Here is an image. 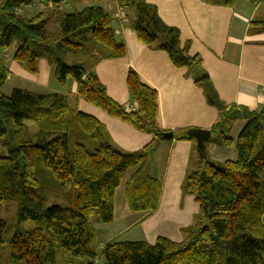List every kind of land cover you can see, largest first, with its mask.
Instances as JSON below:
<instances>
[{
	"label": "trees",
	"instance_id": "trees-1",
	"mask_svg": "<svg viewBox=\"0 0 264 264\" xmlns=\"http://www.w3.org/2000/svg\"><path fill=\"white\" fill-rule=\"evenodd\" d=\"M47 1L50 9L28 18L19 10L31 5L30 0H0V49L15 45L12 59L33 75L39 60L45 59L59 85L73 80L77 98L152 139L135 151H123L101 122L70 108L65 94L17 87L8 95L0 92V203L13 204L15 220H0V243H8L10 258L23 264H264V104L259 109L226 105L202 71L200 56L190 54L179 30L144 0L114 1L130 12L128 25L139 41L164 51L175 67L185 69L218 119L202 154L188 134L197 128L172 131V139L191 142L181 194L197 204L193 222L180 228L182 238L157 236L153 243L110 239L99 244L91 221H113L115 190L130 168L135 170L124 189L129 210L152 213L158 208L161 182L149 175L147 162L159 135L168 131L156 123V90L135 71L129 69L126 75L132 102L128 106L112 100L93 71L102 59L125 54L111 15L99 5L66 12L59 8L64 0ZM237 1L205 0L228 7ZM262 32L264 21L251 22L249 34ZM89 42L97 43L98 51H92ZM7 75L0 65V88ZM237 120L244 126L233 138ZM210 143L233 147L234 158L213 160ZM51 197L62 203L52 200L48 205ZM24 220L39 227L22 229Z\"/></svg>",
	"mask_w": 264,
	"mask_h": 264
},
{
	"label": "crops",
	"instance_id": "crops-1",
	"mask_svg": "<svg viewBox=\"0 0 264 264\" xmlns=\"http://www.w3.org/2000/svg\"><path fill=\"white\" fill-rule=\"evenodd\" d=\"M40 1L46 10L52 7L47 0ZM144 1L156 7L159 17L167 25L179 30L181 43L189 42V53L200 56L202 71L207 73L219 98L226 105L245 106L249 109H259L263 106L264 32L248 33L251 22L264 21L263 0H238L233 7L208 4L205 0ZM91 5H99L111 15L115 35L122 39L125 45L124 56L102 59L93 67L107 95L120 105H131L126 75L128 70L132 69L144 84L157 92L156 123L160 129L173 131L176 128L189 127L210 130L218 119L217 110L206 103L201 88L185 76V69L175 67L164 51L151 49L138 40L136 33L128 25L130 12L127 9L118 6L114 0H64L59 4V8L80 10ZM0 65L8 71L7 80L11 78L12 71L16 72L18 77L25 76L22 73L25 70L12 59L6 48L0 49ZM28 74V80L33 85L46 86L53 70L45 59H41L38 63V73ZM59 93L67 96L70 108L76 106L81 112L101 122L116 148L135 151L151 141L150 134L138 131L124 121L107 115L83 98H77L74 81L68 93ZM243 126L242 120L234 123L231 130L233 138ZM190 150L191 142L187 140L159 139L156 142L147 164L148 173L161 182V196L158 208L152 213L129 210L124 189L135 169L123 174L114 194V225L112 224L110 229L105 227L108 225H97L101 232H109V236L102 240V245L110 239L144 240L153 243L160 235L175 241L182 238L180 228L190 225L197 212V204L193 198L181 194V183ZM2 151L0 145V152ZM208 152L210 158L217 161L234 158L233 147L210 143ZM136 213L138 214L134 215ZM92 220L100 223L97 219ZM139 225L142 231L158 225H161V229L158 227L156 233L147 238L148 240L138 238L142 232L132 235L133 237H116L117 234L121 235L120 232L124 228L127 232L134 226L136 230Z\"/></svg>",
	"mask_w": 264,
	"mask_h": 264
},
{
	"label": "rangeland",
	"instance_id": "rangeland-1",
	"mask_svg": "<svg viewBox=\"0 0 264 264\" xmlns=\"http://www.w3.org/2000/svg\"><path fill=\"white\" fill-rule=\"evenodd\" d=\"M30 1L32 2L31 5L23 6L19 10V12H20L19 14L21 16L32 18L35 15H37L39 12H45L46 11V8L43 7V4L41 3L40 0H30ZM257 1H259V0H257ZM260 1H262V0H260ZM263 3H264V0H263ZM35 4H36V7H34ZM64 10L66 12H71V10H68V9H64ZM48 28L51 31H53L55 29V26L52 22H50V24L48 25ZM88 46L90 47V49H92V51H94V52L98 51V49L96 48V47H99L97 43L89 42ZM14 50H15V45H13L11 48L7 49V52L12 55ZM22 73H23V75H25L24 78L18 77L16 72L12 71L11 72V74H12L11 78L9 80H7V82L0 88V92L4 95H8L12 88L17 87V88H24V89H28V90H32V91H36V92H41V93H52V92H59V91H61V92L63 91L65 93H68L69 87L71 85H73V80L67 79V82H65L66 84L64 83L63 84L64 86L63 85L61 86L55 80L54 76L51 75L50 82L48 83V85H46V86H35L30 82V80H28V77H30L29 74L26 73L25 71ZM62 87H64V88H62ZM73 108H76V106ZM27 125L29 126V128L32 132L36 130V126L34 125V123L27 122ZM215 136L216 135L213 134L212 138H214ZM132 169L133 168H130L129 170H132ZM69 189H70V185L67 183L66 184V190H69ZM50 199L51 200H49L47 202L48 205L53 203L52 200H56L53 197H51ZM56 201H61V199L56 200ZM61 203H62V201H61ZM11 206H13V204L10 202L9 203H5V202L0 203V220L6 219V220H12L11 222H13V221L15 222L14 211H13L14 206H13V209ZM137 214L138 213H136L134 215H137ZM114 222L107 224L108 226H105V227L106 228L108 227V229L112 228L111 226H112V224L114 225ZM91 223H92L94 228L96 227L98 239H99V242L101 244L102 240H104L106 238V236H109V232H108V230L102 231V232L100 231V229L98 228L97 225H103V223L97 224V222H95V221H91ZM20 227H22V229H25V230H31L33 228L39 227V225L36 222L30 221V220H24L22 222V224L20 225ZM158 227L161 229V225H158V226H153L150 229H145V231H142L141 227L139 225L136 230H135L136 226H134L133 228H129L127 230V232H126V228H124L120 232L121 235L117 234L116 237H118V236H122V237L131 236V237H133V236L139 234V232H142L141 237H138V238L147 239V238H151V236L156 233ZM100 251L101 250L98 249L99 253H100ZM99 259H100V257H99ZM100 260H102V259H100ZM80 261H85V260H77V262H80ZM0 264H23L21 261H15V260H12L10 258L8 243L6 241H4L3 243H0Z\"/></svg>",
	"mask_w": 264,
	"mask_h": 264
},
{
	"label": "water",
	"instance_id": "water-1",
	"mask_svg": "<svg viewBox=\"0 0 264 264\" xmlns=\"http://www.w3.org/2000/svg\"><path fill=\"white\" fill-rule=\"evenodd\" d=\"M188 134L190 136H193L196 141V150L199 152V154H202L204 151V143L206 140H208L211 137L210 130L207 129H195L193 131H189ZM173 138L172 131L163 132L161 135H159V139L161 140H170Z\"/></svg>",
	"mask_w": 264,
	"mask_h": 264
},
{
	"label": "bare ground",
	"instance_id": "bare-ground-1",
	"mask_svg": "<svg viewBox=\"0 0 264 264\" xmlns=\"http://www.w3.org/2000/svg\"><path fill=\"white\" fill-rule=\"evenodd\" d=\"M123 203V202H122Z\"/></svg>",
	"mask_w": 264,
	"mask_h": 264
}]
</instances>
